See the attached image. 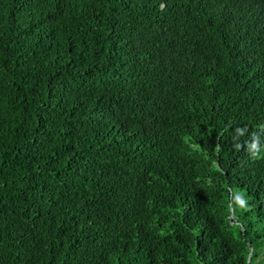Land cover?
Masks as SVG:
<instances>
[{
	"label": "trees",
	"instance_id": "16d2710c",
	"mask_svg": "<svg viewBox=\"0 0 264 264\" xmlns=\"http://www.w3.org/2000/svg\"><path fill=\"white\" fill-rule=\"evenodd\" d=\"M201 1L0 0V264H264V0Z\"/></svg>",
	"mask_w": 264,
	"mask_h": 264
},
{
	"label": "clouds",
	"instance_id": "9594fccd",
	"mask_svg": "<svg viewBox=\"0 0 264 264\" xmlns=\"http://www.w3.org/2000/svg\"><path fill=\"white\" fill-rule=\"evenodd\" d=\"M211 0H202L201 3L199 4V8H202L204 9V7L210 2ZM241 3V2H240ZM244 5V4H243ZM245 6V5H244ZM247 7V6H246ZM249 12H255V11H259V8L257 7H250L248 6L247 7ZM210 11V15H209V19L210 20H215L216 18H218L219 16H221L224 12L227 11V3L226 4H223V5H220V6H213L209 9H207ZM193 11L192 9H189L185 6V4H181L178 6V17H177V20H176V23L177 24H191V20L193 19V15L198 13V12H195ZM203 12V11H202ZM197 15V14H196ZM215 29H218V30H221L220 27H217ZM258 32L254 29H248V31H246L244 34H241V35H238L237 36V40H242V39H245V38H249L251 39V43L252 45H254V42H255V38L257 36ZM236 42V41H235ZM238 43V42H236Z\"/></svg>",
	"mask_w": 264,
	"mask_h": 264
}]
</instances>
